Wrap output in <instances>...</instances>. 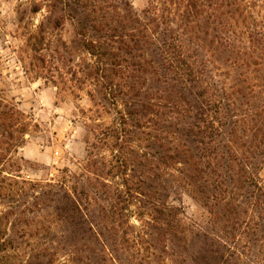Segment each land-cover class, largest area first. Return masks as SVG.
<instances>
[{
	"label": "rangeland",
	"instance_id": "rangeland-1",
	"mask_svg": "<svg viewBox=\"0 0 264 264\" xmlns=\"http://www.w3.org/2000/svg\"><path fill=\"white\" fill-rule=\"evenodd\" d=\"M53 1L0 0V264H31L42 250L52 264H92V245H66L58 229L42 230L44 202L30 185L69 177L68 186L78 182L96 195L95 222L119 264H194L203 236L221 246L226 264H264V198L246 224L235 226L226 215V202L245 200L248 174L255 172L257 186L264 188V39L256 38L258 44L245 35L238 39L247 29L264 30V0H244L247 6L231 20L237 34L233 52L217 46L222 18L216 11L190 33L229 96L222 168L228 201L219 202L202 179L186 185L181 157L158 172L163 187H170L167 206L176 214L165 221L160 215L152 221L143 200L128 207L127 219L110 217L121 179L110 177L115 151L106 134L120 130L116 112L123 107L118 103L115 109L102 84L85 76L95 59L80 45L81 26L89 34L82 15L69 7L60 14V25L44 23ZM127 1L139 16L148 6V0Z\"/></svg>",
	"mask_w": 264,
	"mask_h": 264
},
{
	"label": "trees",
	"instance_id": "trees-1",
	"mask_svg": "<svg viewBox=\"0 0 264 264\" xmlns=\"http://www.w3.org/2000/svg\"><path fill=\"white\" fill-rule=\"evenodd\" d=\"M244 6V0H148L139 16L127 0H54L50 4L44 22L47 25H60V14L69 7L82 15L89 36L81 26L80 45L95 59L85 76L102 84L115 109L118 103L123 107L116 112L120 130L110 129L106 134L115 151L109 164V172L115 174L110 177L121 179L115 183L110 217L127 219L128 207L143 200L151 207L152 221L159 215L164 221L166 216L174 218L175 208L167 206L170 187H163V175L158 172L179 163L181 157L187 165L186 185L202 179L205 190L210 188L219 202L228 201L222 168L224 141L230 134L226 113L229 96L215 82L209 61L190 33L200 19L210 20L213 15L209 12L216 11L218 19L222 18L218 21L221 29L217 46L233 52L237 34L231 20L236 21L235 14ZM224 7L227 10L220 12ZM244 35L249 43L258 44L264 39V30L247 29L238 39ZM91 101L95 106L94 95ZM242 162L248 168V161ZM69 178L56 184H30L41 191L44 202L42 230L50 233L58 229L66 245L81 241L92 245L96 252L92 264H119L95 222L99 204L96 195L78 182L68 186L73 179ZM256 180L255 172L246 177L249 187L242 203L236 197L226 202V215L235 226L246 224L252 208L264 198V188L258 187ZM202 238L200 255L192 262L200 264L210 259L213 264H226L221 246ZM31 264H52L51 255L39 251Z\"/></svg>",
	"mask_w": 264,
	"mask_h": 264
}]
</instances>
